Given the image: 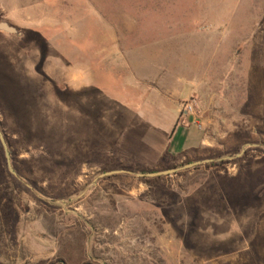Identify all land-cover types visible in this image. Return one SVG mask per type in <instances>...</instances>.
I'll return each mask as SVG.
<instances>
[{
  "label": "rangeland",
  "instance_id": "1",
  "mask_svg": "<svg viewBox=\"0 0 264 264\" xmlns=\"http://www.w3.org/2000/svg\"><path fill=\"white\" fill-rule=\"evenodd\" d=\"M2 23L5 264H264V0H0Z\"/></svg>",
  "mask_w": 264,
  "mask_h": 264
},
{
  "label": "trees",
  "instance_id": "2",
  "mask_svg": "<svg viewBox=\"0 0 264 264\" xmlns=\"http://www.w3.org/2000/svg\"><path fill=\"white\" fill-rule=\"evenodd\" d=\"M0 126L2 130V125L0 124ZM176 128L177 126L175 130ZM2 132L5 136V132ZM12 163L14 166L13 157ZM151 173L155 172H150L149 174ZM160 180L161 178H157L151 181ZM23 189H25L23 182L7 171L5 155L0 144V264H5L2 259L7 241L13 242L16 239L17 227L20 223L18 208L21 206L20 194ZM39 264L45 263L41 262Z\"/></svg>",
  "mask_w": 264,
  "mask_h": 264
},
{
  "label": "water",
  "instance_id": "3",
  "mask_svg": "<svg viewBox=\"0 0 264 264\" xmlns=\"http://www.w3.org/2000/svg\"><path fill=\"white\" fill-rule=\"evenodd\" d=\"M0 31L11 34V35H17L18 34L14 28L10 27L6 23L0 24ZM0 143H1L3 150H4V153H5L8 171L12 176L16 177L17 174L13 168L12 161H11V154H10L9 147H8L7 142H6L5 136L1 130V126H0ZM229 159L231 160L232 158H229ZM212 162L213 161H199L196 163L186 165V166L179 168V169H172V170H168V171H164V172H155V173H151V174L134 175L133 173L128 172V171H124V170L113 171V172L105 173L104 175H102V178H109V177L117 176V175H131V176H136V177L142 178V179H144V178H160L163 176L168 177L171 175H175L178 172L185 171V170H191V169H194L198 166H202V165L212 163Z\"/></svg>",
  "mask_w": 264,
  "mask_h": 264
},
{
  "label": "crops",
  "instance_id": "4",
  "mask_svg": "<svg viewBox=\"0 0 264 264\" xmlns=\"http://www.w3.org/2000/svg\"><path fill=\"white\" fill-rule=\"evenodd\" d=\"M194 127H188V128H183V127H177L176 128V130H175V132H174V134L176 133V131H177V129H185V130H191V129H193ZM171 141V140H170ZM201 143H202V138H201V136H200V140H199V143L195 146V147H197V146H200L201 145ZM194 147V148H195ZM193 149V148H192ZM191 150V149H190Z\"/></svg>",
  "mask_w": 264,
  "mask_h": 264
},
{
  "label": "built area",
  "instance_id": "5",
  "mask_svg": "<svg viewBox=\"0 0 264 264\" xmlns=\"http://www.w3.org/2000/svg\"><path fill=\"white\" fill-rule=\"evenodd\" d=\"M186 110L188 111V113H192L193 112V106L191 104L187 105Z\"/></svg>",
  "mask_w": 264,
  "mask_h": 264
}]
</instances>
